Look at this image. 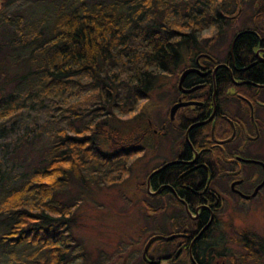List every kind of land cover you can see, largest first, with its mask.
I'll list each match as a JSON object with an SVG mask.
<instances>
[{"label":"trees","instance_id":"trees-1","mask_svg":"<svg viewBox=\"0 0 264 264\" xmlns=\"http://www.w3.org/2000/svg\"><path fill=\"white\" fill-rule=\"evenodd\" d=\"M224 3L0 0V257L6 264L89 262L74 231L84 194L91 186L119 185L132 157L159 137L149 134L138 105L150 98L158 76L178 74L190 58L210 54L207 29H223L227 20L229 29L253 24L238 22L235 8L222 20ZM255 43L252 33L238 37L236 49L249 50L239 64L255 60ZM246 73L264 81V64L240 75ZM185 172L193 171L172 164L160 173L171 179ZM240 237L246 251L264 258V237Z\"/></svg>","mask_w":264,"mask_h":264},{"label":"flooded vegetation","instance_id":"flooded-vegetation-1","mask_svg":"<svg viewBox=\"0 0 264 264\" xmlns=\"http://www.w3.org/2000/svg\"><path fill=\"white\" fill-rule=\"evenodd\" d=\"M224 5L219 16L222 20L230 17L233 9L226 2ZM238 9L249 15L245 22L252 20L253 24L224 29L227 20L216 35L214 27L206 30L209 43L221 57L200 53L178 74H166L168 79H175L173 93L162 97L169 107L153 130L163 154L157 150L161 161L140 184L134 182L142 206H137L139 213L132 224H142L138 227L142 246L139 254H130L129 264H239L232 252L236 244L222 233L220 217L224 211H234L236 203L243 210L264 187V166L252 160L264 161L261 154L251 155L262 146L264 81L254 80L247 73L240 75L253 65L264 64V25L260 26L264 23V0H249ZM247 32L256 41L252 49L255 60L248 58L239 64L237 59H247L249 50L242 54L236 42ZM185 68L194 69L180 83ZM178 102L188 104L172 114L171 108ZM144 120L151 125L147 115ZM172 164H182L193 172L167 179L160 172ZM250 165L255 168L247 169ZM189 177L192 180L188 182ZM153 237L157 238L145 249Z\"/></svg>","mask_w":264,"mask_h":264},{"label":"rangeland","instance_id":"rangeland-1","mask_svg":"<svg viewBox=\"0 0 264 264\" xmlns=\"http://www.w3.org/2000/svg\"><path fill=\"white\" fill-rule=\"evenodd\" d=\"M13 7L16 8V4H13ZM13 7H7V9L11 11ZM262 25L264 23L260 24ZM224 29H229V27L226 26ZM254 29H256L255 26ZM212 32L214 35L220 33L217 29ZM211 54L217 58L221 57V54L215 53L214 49L211 50ZM174 81L175 79H168L166 74H160L149 93L150 98L138 103L143 108L144 115L151 119L149 134L154 133L153 130L159 124V116L161 117L164 110L169 107L167 99L162 97L173 93ZM24 114L28 115V113ZM130 115L132 116L133 113ZM22 121L26 124L30 123V119H22ZM262 134L261 149L253 150L252 156L261 154L264 157V131ZM154 136V141L149 139L152 145L144 151V154L132 157V159L136 157V160L131 170L124 174L119 185L106 187L105 185L109 183H104L100 186H91V192L84 194V200L78 211L79 223L74 231L76 236L83 240L91 256L89 262L85 264H129L132 258L130 254L140 253L142 237H140L141 232L138 227L142 224L132 223L135 222V215L139 213L137 206L141 204V194L134 182L140 184L144 175L161 161L157 150L163 154V147L155 142L156 137ZM138 158L140 160H137ZM247 167V169L255 168L253 165ZM221 214V227H224L222 233L226 235L225 238H230L231 243L236 244L232 248L236 261L239 264H264L260 262L264 258L245 250L240 237L246 234L252 236L253 233L264 237V187L255 200L245 204L243 210H239L236 203L234 211H224ZM118 258L122 259V262H119ZM6 262L7 258L2 255L0 264H6Z\"/></svg>","mask_w":264,"mask_h":264},{"label":"water","instance_id":"water-1","mask_svg":"<svg viewBox=\"0 0 264 264\" xmlns=\"http://www.w3.org/2000/svg\"><path fill=\"white\" fill-rule=\"evenodd\" d=\"M194 68H188V69H186V70H184L183 72H182V74H181V77H180V83L182 82V80H183V78L189 73V72H191L192 70H193ZM186 104H188V102L187 103H185V102H181V103H176V104H174L173 106H172V108H171V113L173 114V112H175L180 106H183V105H186ZM252 161H254V162H256V163H260V164H262L263 166H264V163H262L261 161H255V160H252ZM262 183H264V179H263V182ZM157 237H153L152 239H150L148 242H147V244H146V246H145V249H147V247L150 245V243L152 242V241H154L155 239H156ZM171 238V237H170ZM170 238H166V239H170Z\"/></svg>","mask_w":264,"mask_h":264},{"label":"crops","instance_id":"crops-1","mask_svg":"<svg viewBox=\"0 0 264 264\" xmlns=\"http://www.w3.org/2000/svg\"><path fill=\"white\" fill-rule=\"evenodd\" d=\"M247 1H249V0H247ZM247 1H245V3H246ZM252 11H253V9H251V7H250V8H249V12L252 13Z\"/></svg>","mask_w":264,"mask_h":264}]
</instances>
